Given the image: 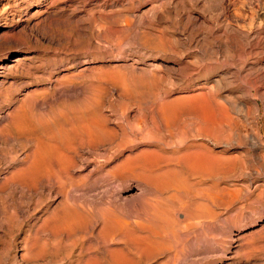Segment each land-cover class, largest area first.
I'll return each mask as SVG.
<instances>
[{
  "label": "rangeland",
  "instance_id": "1",
  "mask_svg": "<svg viewBox=\"0 0 264 264\" xmlns=\"http://www.w3.org/2000/svg\"><path fill=\"white\" fill-rule=\"evenodd\" d=\"M0 264H264V0H0Z\"/></svg>",
  "mask_w": 264,
  "mask_h": 264
},
{
  "label": "bare ground",
  "instance_id": "2",
  "mask_svg": "<svg viewBox=\"0 0 264 264\" xmlns=\"http://www.w3.org/2000/svg\"><path fill=\"white\" fill-rule=\"evenodd\" d=\"M16 61V60H15ZM208 122V121H210V120H205V122ZM211 122V121H210ZM213 122V121H212ZM211 122V123H212ZM203 123V122H202ZM209 123V122H208ZM207 124V123H206ZM213 125V124H212ZM211 126V125H210ZM206 127V126H205ZM213 127V126H212ZM209 129H210V127H209ZM200 131V130H199ZM200 133V132H199ZM201 133H204V136H207L206 134H208V136H210L209 135V133H206V132H202L201 131ZM199 136H200V134H199ZM203 136V135H202ZM202 136H200V137H202ZM203 136V137H204ZM211 139V138H210ZM209 139V140H210ZM213 140V139H212ZM211 140V141H212ZM214 141V140H213ZM195 142V141H194ZM203 142V141H202ZM205 142V141H204ZM196 143V142H195ZM194 143V144H195ZM213 144V143H212ZM207 145V144H206ZM184 147V146H183ZM183 147H182V149H183ZM203 148V149H202ZM212 149V148H211ZM177 152V151H176ZM176 152H175V154H176ZM174 153V152H173ZM173 153H171V154H173ZM171 154H169V155H171ZM166 155H168V154H166ZM219 156H220V154H214L211 150H210V148H207V147H205L204 148V146H203V143H201V144H199V145H188V146H185L184 147V149L183 150H181L180 151V154H176V155H171V156H167V157H169L168 158V160H167V158L165 157V155H163V157L161 156V155H159V158L161 157V159H163L164 157L166 158V160H167V163H165L164 162V164H163V162H161V161H159V162H161V163H157V164H154L153 162H151L150 164L152 165L151 167H149V169L151 170L149 173H152L153 174V176H155L156 178H158V180H162V182H163V184H165V185H167L168 186V188L170 187L169 185V183H173V182H176V181H180L181 179H183L185 182L187 181V182H190L191 180H196V181H194V184H200V185H206L205 184V182H207V181H210L211 180V184H207L208 185V187L207 188H209V187H214V186H216V183H215V180L214 179H217L218 177H220V165L218 164V162L216 161V159H218L219 158ZM222 156V155H221ZM227 157V156H226ZM222 159H223V156L221 157ZM233 159V158H232ZM158 160V159H157ZM165 160V161H166ZM157 162V161H156ZM155 162V163H156ZM216 162H217V164H216ZM183 164V166H181L180 164ZM154 164V165H153ZM191 165L193 166L192 168V174H190V173H187V172H183V174H181L182 173V169H183V167H185V168H187V167H189V168H187V170L188 169H190V167H191ZM228 165V164H227ZM144 166V165H143ZM150 166V165H149ZM225 165L223 164V167H224ZM147 167H148V165H147ZM143 168H145V167H143ZM149 169L147 170V171H149ZM185 170V169H184ZM226 171V170H225ZM229 171V170H228ZM152 176V177H153ZM154 179V178H153ZM155 180V179H154ZM157 180V179H156ZM157 180V182L158 183H161L162 184V182H159ZM214 180V181H213ZM214 182V183H213ZM166 183H168V184H166ZM180 183V182H179ZM160 184V185H161ZM172 185V184H171ZM176 185V184H175ZM178 186V185H177ZM176 186V187H177ZM164 188V187H163ZM216 188V187H215ZM214 188V189H215ZM166 189V188H165ZM171 189V188H170ZM170 189H168L169 191H170ZM206 189V188H205ZM211 189V188H210ZM214 189H211V190H214ZM203 190V189H202ZM202 190H201V192H202ZM220 190V189H219ZM165 192H166V190H165ZM174 192H176V191H174ZM215 192V191H214ZM216 192H217V190H216ZM197 193L198 192H196V194L195 195H197ZM211 194H212V192H210V191H205V193H200V195L199 196H201L200 197V199H197V200H195V201H193V205L195 206V208L194 209H197V210H200V209H202V208H205L206 206H207V202L206 201H208V200H210L211 199ZM175 195H176V193H175ZM175 195L173 194V193H171V196H172V199H174V197H175ZM169 196V195H168ZM177 196V195H176ZM213 196V195H212ZM216 196V195H215ZM214 196V197H215ZM163 197V196H162ZM165 198H167L166 196H165ZM170 198V197H169ZM178 198V197H177ZM218 199V198H217ZM211 201V200H210ZM182 208H180V210H181ZM162 210V209H161ZM168 210V209H167ZM183 210V209H182ZM163 211H164V209H163ZM177 211H179V210H177ZM165 212L166 211H164V215H166L165 214ZM169 212H171V211H169ZM188 212V211H187ZM163 213V212H162ZM162 213H160V215L162 214ZM167 213V212H166ZM178 213V212H177ZM180 213H182V211L180 212ZM185 213H186V211H185ZM194 213V212H193ZM197 213V212H196ZM195 213V214H196ZM199 213V212H198ZM168 214V213H167ZM183 214H184V212H183ZM187 214V213H186ZM169 215V214H168ZM167 216V215H166ZM158 217H159V215H158ZM161 217H163V214H162V216ZM186 217V216H185ZM163 218H165V217H163ZM167 218V217H166ZM165 218V219H166ZM161 221L163 220L162 218L160 219ZM163 222V221H162ZM167 222H168V220H167Z\"/></svg>",
  "mask_w": 264,
  "mask_h": 264
}]
</instances>
